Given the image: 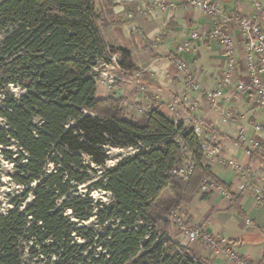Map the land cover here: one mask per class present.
I'll return each instance as SVG.
<instances>
[{"label":"trees","instance_id":"1","mask_svg":"<svg viewBox=\"0 0 264 264\" xmlns=\"http://www.w3.org/2000/svg\"><path fill=\"white\" fill-rule=\"evenodd\" d=\"M0 35V152L21 189L0 212V264H211L169 236L173 215L208 183L246 218L245 192L204 164L193 128L159 110L135 121L122 99L98 97L101 64L116 53L134 66L105 42L96 0H4ZM114 149L131 154L108 167ZM188 155L186 181L173 172Z\"/></svg>","mask_w":264,"mask_h":264},{"label":"crops","instance_id":"2","mask_svg":"<svg viewBox=\"0 0 264 264\" xmlns=\"http://www.w3.org/2000/svg\"><path fill=\"white\" fill-rule=\"evenodd\" d=\"M187 1L96 0L105 42L129 51L134 66V70H123L126 76L116 92L98 86L97 95L122 99L130 109V118L135 121L145 112L159 110L190 128L196 124L206 125L209 129L203 127V139L219 145L222 157L219 160L204 158V164L239 196L240 180L228 163L237 160L249 167L251 184L264 195V107L257 95L239 93L235 87L237 81L249 78L243 37L235 24L227 25L226 33L236 44V67L232 73L235 82L226 90L224 99L214 105L204 94L220 86L229 64L224 47L214 33L219 18L188 8ZM200 1L217 5L224 16L254 13L250 0ZM158 2H163L165 8H159ZM194 32L201 34L200 39H191ZM181 46L184 51L179 58H174ZM178 59L188 65V73L178 68ZM189 75L194 85L189 83ZM186 97L194 108L184 102ZM257 126H262L263 130L257 132ZM230 206L224 194L210 186L199 193L187 209L194 225L231 243L250 264H264V205L251 191H246L242 203L246 218L229 211ZM191 248L196 256L211 264H232L217 258L201 244Z\"/></svg>","mask_w":264,"mask_h":264},{"label":"built area","instance_id":"3","mask_svg":"<svg viewBox=\"0 0 264 264\" xmlns=\"http://www.w3.org/2000/svg\"><path fill=\"white\" fill-rule=\"evenodd\" d=\"M250 1L254 7V13L252 15L231 14L229 16H224L221 9L215 4L200 0H189L186 2L187 7L190 9L200 10L210 17L219 18V24L214 33L224 47V54L229 59V64L228 69L223 73L220 86L217 89L207 91L204 94V97L214 105H217L224 99L226 96V90L232 87L235 82L232 73L236 67V44L234 38L226 33L227 25L233 23L239 28L243 37L245 44L246 66L249 74V78L247 80L237 81L235 85L236 90L242 94L257 95L261 105L264 107V0ZM157 6L159 8H163L165 5L163 2H158ZM200 36L201 34H199V32H194L191 39L198 40L200 39ZM183 51L184 47H179V49L174 53V58H179ZM177 65L180 70L186 73L189 72V67L183 60L178 59ZM101 74L105 77H103V75L100 76ZM101 74L99 75L101 79L98 80H100L99 82L103 84L104 87L112 91L118 87L117 78L107 76V73L102 71ZM188 80L190 84L194 85L191 75L188 76ZM183 100L190 107H195V105L190 102L189 98L186 97ZM173 108L175 107L173 106L172 109ZM193 129L201 141V148L203 150L204 157L211 160H219L222 157L221 147L203 139L204 129L200 124H196ZM262 130V126L256 127L257 132H261ZM242 135H244V131H242ZM228 163L239 177V191L241 193L251 191L257 201L264 205V195L256 186L251 184L252 178L249 167L239 163L237 160H230ZM193 165L192 161H187L183 167L176 169L173 174L183 180L189 181L192 177ZM210 186H213L215 190L222 192L229 201L231 200L228 192L220 187L204 183L202 185V190L207 191ZM173 221L180 226L182 237L185 239L187 244L202 243L210 249L217 258H224L232 264H250L249 261L246 260L237 250H235L231 244L221 241L207 231L190 228L188 220H186L185 216L175 213L173 215Z\"/></svg>","mask_w":264,"mask_h":264},{"label":"rangeland","instance_id":"4","mask_svg":"<svg viewBox=\"0 0 264 264\" xmlns=\"http://www.w3.org/2000/svg\"><path fill=\"white\" fill-rule=\"evenodd\" d=\"M3 1L4 0H0V3H2ZM3 38H4V36L0 35V43L3 41ZM120 61H121L120 55L115 53L113 55V57H112V63L111 64H107V65L101 64L99 66V68L97 69V73H98V70L100 69L99 75L101 74V71H102V72L107 73V76L117 78L118 79V87L115 90L112 91V90H109L106 87H104L103 84H101L100 82H99L98 86H101L102 88H105L108 92H111V93H114V92H116L119 89L120 83H122L123 78H125V76H126V74L124 73L123 69L120 66ZM102 75L103 74H101L100 76H102ZM103 77H105V76L103 75ZM98 79H101V77H99ZM12 91L16 95H20L22 93L17 88H12ZM124 107H125L127 113L130 112L129 111L130 109L127 108L125 103H124ZM128 115H129V117H131L132 114L128 113ZM129 154H131L130 150H121V149L112 150L110 152V156H111L112 160L108 162L107 166L108 167L114 166L121 157H126ZM187 161H191V156L190 155H188V157H187L185 162H187ZM11 173H13V166L2 159L1 152H0V180L2 181V183L4 185L1 188L2 200L4 202L3 207L0 209V212H2V213H5L7 211V209L10 208V205L8 204V200L5 198L6 194L17 195V194H19L21 192L20 187H17L12 182V180H11V178L9 176ZM202 191L203 190H201L200 193H202ZM82 193L83 194H87L88 193L87 189H82ZM91 197L93 199H95L96 202H110V196L108 194H106L105 192L93 191L92 194H91ZM187 206H189V205L182 206L181 209H180V212L179 211H176V212L178 214H181V215L185 216L186 220H188V225L190 226V228L206 231V229H202L200 227H197V225H194L191 222V213L187 209ZM162 217L164 219H166L165 216H162ZM168 234H169V236L172 239H174L177 242H180V243H182L184 245H187V246H190V247L195 245V244H187L185 239L182 237V231L180 230V226L177 225L173 220H172V228H171V230L169 231ZM196 244H201L203 247L207 248L202 243H196Z\"/></svg>","mask_w":264,"mask_h":264}]
</instances>
